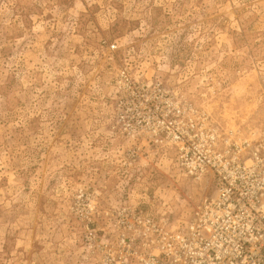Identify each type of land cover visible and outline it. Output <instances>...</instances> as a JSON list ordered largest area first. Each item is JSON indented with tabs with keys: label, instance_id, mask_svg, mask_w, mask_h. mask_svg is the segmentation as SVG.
Returning <instances> with one entry per match:
<instances>
[{
	"label": "rangeland",
	"instance_id": "1",
	"mask_svg": "<svg viewBox=\"0 0 264 264\" xmlns=\"http://www.w3.org/2000/svg\"><path fill=\"white\" fill-rule=\"evenodd\" d=\"M184 103L193 134L264 127V0H0V264H94L124 208L189 220L214 179L154 130Z\"/></svg>",
	"mask_w": 264,
	"mask_h": 264
},
{
	"label": "built area",
	"instance_id": "2",
	"mask_svg": "<svg viewBox=\"0 0 264 264\" xmlns=\"http://www.w3.org/2000/svg\"><path fill=\"white\" fill-rule=\"evenodd\" d=\"M194 112L177 104L154 130L169 131L179 167L195 179L213 177L214 194L183 221L124 208L125 219L112 224L115 242L86 227L94 264H264V127L249 138L214 125L193 134Z\"/></svg>",
	"mask_w": 264,
	"mask_h": 264
}]
</instances>
